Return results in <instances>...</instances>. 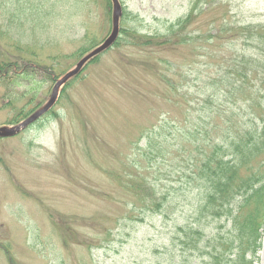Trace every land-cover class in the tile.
Returning a JSON list of instances; mask_svg holds the SVG:
<instances>
[{"label":"rangeland","instance_id":"obj_1","mask_svg":"<svg viewBox=\"0 0 264 264\" xmlns=\"http://www.w3.org/2000/svg\"><path fill=\"white\" fill-rule=\"evenodd\" d=\"M119 1L126 14L121 26L125 18L137 35L121 34L118 44L65 85L52 110L57 115L51 112L0 139V264H187L188 257L178 254L185 246L173 240V232L193 216L183 205L193 198L184 187L192 170L180 161L193 155L183 153L187 133H182L195 122L206 129L216 106L206 99L217 85L203 75L215 70L212 53L264 60L263 40L239 38L234 45L220 41L213 46L205 40L215 32L208 23L227 16L237 25L264 27V0H203L213 8L198 19L204 34L196 50H161L165 56L157 61L162 45L158 49L154 41L159 43L170 23L186 17L197 0ZM112 14L111 0H0V60L16 62L15 71H0V126L13 124L9 121L21 107L37 110L38 102L45 103L55 80L107 38ZM228 37L223 39L233 41ZM136 41L142 48L132 46ZM79 47L87 50L72 55ZM20 56L36 62L21 64ZM157 66L159 73L167 67L177 83L167 99L165 85L155 77ZM220 91L226 95L224 83ZM180 108L192 114L186 121ZM149 134L152 143L146 148ZM126 135L127 161L136 163L156 199L169 197L165 208L172 216L156 215L152 201L136 200L123 189L115 169L106 173ZM211 233L207 227L206 238ZM258 256L254 264H264V227ZM187 262L198 264L197 259Z\"/></svg>","mask_w":264,"mask_h":264},{"label":"trees","instance_id":"obj_2","mask_svg":"<svg viewBox=\"0 0 264 264\" xmlns=\"http://www.w3.org/2000/svg\"><path fill=\"white\" fill-rule=\"evenodd\" d=\"M197 2V6L186 18L180 19L175 26L171 24L168 27L169 36L162 37L159 43L158 39L154 41L153 44H158V49L162 45L160 50L169 52L196 50V43L204 34L203 24L200 25L198 19L204 18L208 13L207 10L213 8L208 6V1H205V5L202 4L203 0H197ZM204 6L207 8L203 9ZM197 7L201 8L197 9ZM195 23L199 26L190 29L189 25L192 26ZM127 26L124 18L121 29L123 35L133 36L137 33L134 29V32L130 33L131 28ZM208 28L215 32L210 33L205 40L213 46L220 41L227 45H234V41L224 40L225 36H229L228 39L241 38L246 41L250 40L248 37H251L256 41L263 40L264 42V27H243L248 29L246 36L247 31L243 32L239 27L236 28L227 16L220 17L218 22L210 20ZM236 29L241 33L233 36ZM140 37L142 36L137 38ZM121 38L116 44L122 40ZM147 42L149 41L145 40V43ZM135 45L142 48L140 41H136L132 46ZM86 50V47H79L72 55L80 56ZM230 54V58L227 57L228 54L220 58L218 53H212L211 55L216 59L212 57L210 65H213L215 70L206 78L203 75L205 81L217 85L216 90L206 99L211 105H216L215 110L212 106L209 112L207 128L195 122L188 131L182 133H187L182 151L184 154L193 155L184 156L180 161L182 167L187 166L192 170V178L186 182L188 185L184 187L192 192L193 198L192 200L186 199L189 202L183 205L189 207L187 213L192 211L193 216L187 225L175 226L177 228L173 232V240L177 238L179 245L184 244L185 248L182 247L181 252L178 250V254L180 257H188L187 264H190L187 261L192 259H197L198 264H254L259 260L261 230L264 226V60L260 59L259 55L247 56L243 53L234 57ZM205 56L210 57L208 54ZM155 59L157 61L160 58L155 55ZM31 60L23 62L22 59L20 63L29 64L33 61ZM14 65L16 62L0 60V71L7 72L11 68L15 71ZM171 67L172 65L170 66L172 70ZM159 69L157 66L156 79L160 84L165 85L163 86L166 92L164 99H167L176 92L177 89L173 84L177 83L169 76L168 71L159 73ZM165 69L168 70L167 67ZM59 73L61 74V71ZM57 75L58 72L55 70V76ZM79 76L80 74L72 80ZM51 80L55 79L51 78ZM223 83L226 95H221L220 87ZM220 96L224 99H220ZM31 100L33 99H29L26 105L29 106ZM40 103L36 105L39 106ZM223 106L224 108L220 109ZM33 109L32 107L30 110L33 111ZM25 110L26 106L21 107L17 116L9 122L16 123L23 116L29 115L30 110ZM52 110L50 113L57 115ZM180 113L184 121L192 115L182 108H180ZM129 133L126 132V134ZM127 137V139L124 138L125 142L112 159L111 170L106 173L110 175L115 169V174L120 177L118 180H121L123 189L131 193L136 200L145 204L147 201H152L156 215L172 216L165 208L170 202L169 197L161 195L156 199L155 190L141 176L135 166L136 163L127 161L128 155L123 149L129 139V136ZM150 138L149 134L146 138V148L152 143ZM161 155L166 156L164 149ZM118 166H120L119 172L116 171ZM177 166L180 165L177 164ZM228 225V229L225 230ZM207 227L214 231L209 238H206Z\"/></svg>","mask_w":264,"mask_h":264},{"label":"water","instance_id":"obj_3","mask_svg":"<svg viewBox=\"0 0 264 264\" xmlns=\"http://www.w3.org/2000/svg\"><path fill=\"white\" fill-rule=\"evenodd\" d=\"M113 2V15H112V31L110 35L103 41L102 44L94 48L92 51L87 53L84 57L80 59V61L66 72L60 79H58L53 87L52 94L49 99L45 102L43 106H41L38 110L32 113L29 117L21 121L20 123L8 126L2 125L0 126V137H9L19 133L21 130L30 125L33 121L38 119L41 115L46 113L57 101L59 92L63 85L72 77H74L77 73L81 71L83 66L94 56L109 48L117 39L119 35V23L120 17L122 14V8L119 0H112Z\"/></svg>","mask_w":264,"mask_h":264}]
</instances>
